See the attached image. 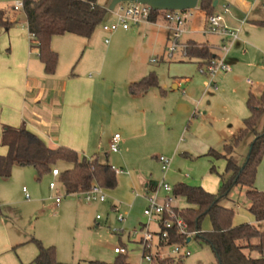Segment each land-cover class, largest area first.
Returning <instances> with one entry per match:
<instances>
[{"label": "crops", "instance_id": "crops-1", "mask_svg": "<svg viewBox=\"0 0 264 264\" xmlns=\"http://www.w3.org/2000/svg\"><path fill=\"white\" fill-rule=\"evenodd\" d=\"M224 2L223 4L231 5V12L225 16V22L230 27L239 29L240 38L233 43L224 59L230 70L219 73L223 76L221 80H226L229 76L234 77L235 72L244 65L249 68L256 66L258 72H264L263 64L259 65L255 62L256 57H258L257 61L264 60V28L254 24L264 21V0L253 6L248 0H224ZM2 3L4 6L0 9L5 11L15 25L8 31L0 30V138L4 126L17 128L24 125L47 147H66L83 157H96L100 163L108 164L114 169H117V165L114 164L115 160L110 161V154L125 151L129 162L138 160L159 140L169 144L167 151L175 160L180 151H185L186 154L193 153L190 155L203 153L206 156L210 150L208 144L199 141L197 144L199 148L196 151L193 147L188 148L185 142L180 143L177 137L188 136L183 125L192 116L200 114L198 110L200 107L203 111L202 119L206 120L210 106L209 99L214 98L212 94L214 91L207 85V79L196 72L200 60L184 59L180 53L175 54L172 59L167 58L168 34L163 23L131 26L126 31L118 29L113 34L102 33L99 26L98 31L96 30L88 40L69 34L54 37L51 48L58 55V63L55 73L47 76L38 59V53L36 52L34 56L31 50V35L27 30L24 13L12 12L6 9L7 2L2 1ZM195 10L199 14L190 16L194 18L192 25L187 26L188 33L183 41L194 43L196 46L218 43L220 38L204 33L206 15L198 8ZM113 21L114 17L109 13L104 23ZM102 41L107 47L100 51L97 45ZM150 50L159 52L156 59L147 61L144 56ZM211 53L213 56L219 55L217 52L211 51ZM61 55H64L69 65H72L77 57L82 56L86 59L82 65L76 66L78 69L74 73H63L60 72L59 67ZM177 55L184 60L182 58L176 60ZM245 58H251L249 60L251 62L247 64L242 62ZM107 60H110V64L106 63ZM158 62L164 65L157 67L150 65ZM150 73L157 76L158 88L149 89L135 96L130 95L128 86ZM259 77L262 78L258 74ZM215 80L216 77L214 79L216 86ZM246 84L253 87V83L249 80ZM182 86L185 89L180 92ZM168 87L172 90V95L167 93ZM263 89L264 82L255 91L249 90L248 94L259 96ZM208 91L212 92L210 98H206ZM179 93L184 96L180 97ZM241 128L242 125L239 129ZM115 134H119L121 138L119 152L110 153L109 150V153H106V147L110 145ZM228 140V138L224 139L223 144ZM6 152V148L0 149V155H5ZM206 158L212 161L211 158L207 156ZM121 160L120 164L126 165L125 160ZM157 160L159 162V157ZM168 160L167 171L161 170L162 181H166V175L171 168L172 161ZM159 164L161 168V163ZM58 166L61 170L69 168L65 164ZM121 170L124 174H128ZM256 179V189L264 192V165L257 170ZM204 180L207 181V178L204 177L202 180V188L206 192L216 194L217 187H220V179L210 187ZM130 184L137 188L134 195L145 205L146 199L159 191L155 189V184L142 182L137 178ZM125 186L127 188L129 186L128 179L124 178L120 181L117 175V187L107 191L110 204L119 207L125 205L126 199L129 198ZM237 207L239 209V205ZM246 209L248 211V204ZM127 214L128 212L125 211V216ZM248 214L251 218L246 216L247 222L239 223L233 220V225L263 226L257 223L249 212ZM138 223V226H143L142 220ZM0 224H3L1 218ZM9 247L11 245L7 243L5 248ZM0 257V264H4L3 257Z\"/></svg>", "mask_w": 264, "mask_h": 264}, {"label": "rangeland", "instance_id": "rangeland-1", "mask_svg": "<svg viewBox=\"0 0 264 264\" xmlns=\"http://www.w3.org/2000/svg\"><path fill=\"white\" fill-rule=\"evenodd\" d=\"M110 1L99 0L98 4L107 9ZM223 3H225L224 0H219L215 12L221 13ZM3 6L2 1H0V8ZM196 11H185L189 15V27L194 18V16L192 18L190 16L196 15L198 13ZM98 29L99 27L97 31ZM102 33L104 32L102 31ZM105 47L107 46L104 45L103 41L97 45L100 51H103ZM32 51L33 55L36 56V51L34 49ZM158 52V50L148 51L145 53V60L156 59ZM181 58L179 55L176 56V60ZM257 58L255 62L264 66V60L257 61ZM85 59L86 57H77L74 63L69 65L68 61L64 59V55H61L60 72L74 73L78 69L76 66L82 65ZM249 60L251 58H245L242 62L247 64L251 62ZM106 63L110 64V60H107ZM65 64L68 65L65 66ZM150 65L157 67L164 65V63L158 62ZM196 72L198 74L197 69ZM258 74L262 78H258ZM215 77L217 87L212 89L213 93L210 92L211 90L208 91L206 96V98H210L211 93L214 95L212 100L209 99L210 106L206 120L202 119L203 111L200 107L198 109L200 114L195 117L192 116L183 125L188 136L178 135L177 138L180 143L188 144V148L193 147V150L198 151L199 145L197 144L202 141L209 145L208 149L223 154V140L229 139L232 134L236 133L243 120L249 116L246 107L247 94L249 90L255 91L264 82V72H258L256 66L249 68L244 65L235 72L234 77L229 76L226 80H221L223 77L221 74H217ZM247 80L253 83V87L246 84ZM184 89L185 87L182 86L180 92ZM167 93L172 95L170 87L167 88ZM179 95L180 97L184 96L181 93ZM263 124L264 117L258 122L256 131H261ZM252 139L253 135L249 134L235 149L233 157L239 165L243 164ZM173 146L172 150L174 151L176 144ZM0 149L5 148L0 144ZM168 149L169 144L159 140L138 160H130L129 162L125 151H120L119 154H110V161L115 160L114 164L117 165V169H123L128 173L117 174L120 181L124 178L129 181L128 188L125 186L129 198L126 199V203L123 202L125 205L120 207L121 213L127 211L128 214L121 223L117 221L115 213L112 212L110 201L107 203H87L79 195H66L58 179L53 178L51 174H45L38 180L37 173L32 167H14L8 179H0V218L3 221V224H0V256L3 257L4 264H32L37 255V245L33 240L40 242L44 247H54L57 261L63 264H92V262L115 264L117 259L124 258L114 253V249L120 247L127 248V255L125 256L127 264H145L142 261L141 249L138 245L141 236V233L138 232L140 228L138 221L142 220V225L147 224V219L143 215L145 204L134 195L137 188L130 183L137 178L139 181L155 184L157 190L163 179V173L157 160L160 156L172 161L165 181L172 189L179 183L202 188L201 182L204 177L207 178V181L204 180L206 185L210 187L219 182V176L224 173L225 169L223 159L210 161L203 153L190 155L193 153L187 152V155L185 151H180L175 160L168 153ZM105 152L109 153V145ZM121 159L125 160L126 165L120 164ZM263 165L264 154L258 169ZM212 167H214V172L210 171ZM54 169L61 171L58 165ZM51 182L57 185V189L54 191L49 189ZM23 188L29 195V200L25 198ZM244 192V188L236 187L232 190L229 200L222 203L224 207L233 209V220L239 223L247 222L245 221L246 216L251 218L246 209L248 200ZM105 193L109 192L105 191ZM57 195L62 198L58 206L54 201ZM165 196L166 194L162 190L158 191L157 198L159 201L163 200ZM169 196L174 198L173 205L177 209L187 208L188 205L183 198L174 197L173 194ZM112 198L115 200V197L112 196ZM238 205L239 209H237ZM97 217L99 218L96 219ZM148 227L150 231L158 230L157 224L153 221L149 223ZM210 230L209 219H205L202 222L201 231ZM194 237H191V241L185 245L190 256L178 259L168 257L162 263L216 264L210 247ZM7 243L11 245L8 249L5 248ZM163 254L168 255V251L163 250ZM179 261L181 262L179 263Z\"/></svg>", "mask_w": 264, "mask_h": 264}, {"label": "trees", "instance_id": "trees-1", "mask_svg": "<svg viewBox=\"0 0 264 264\" xmlns=\"http://www.w3.org/2000/svg\"><path fill=\"white\" fill-rule=\"evenodd\" d=\"M98 1L88 0L85 3L79 0H24L23 13L31 35V50L34 49L38 53L45 75L52 76L57 68L58 55L51 48L54 37L69 34L88 40L104 23L108 10L101 7ZM215 1L219 2L199 0L197 8L207 18L215 13ZM254 24L264 28V21ZM14 25L15 22L0 9V30L8 31ZM187 45V56L200 60V64L214 57L206 46H196L191 42H187ZM152 88H158V79L154 73L131 83L128 92L135 96ZM246 107L249 116L243 120L242 128L223 144V154L213 149L206 154L212 160L225 161L224 173L219 176L218 192L211 194L201 187L183 183L173 187L174 197L183 198L188 205L182 210L176 209L178 216L190 231H199L194 238L210 247L216 264H264V192L255 187L257 170L264 154V124L261 131H256L258 122L264 117V89L259 96L249 93ZM249 134L253 135V139L243 164L239 165L233 154ZM0 144L7 149L5 155H0V179H8L12 169L18 166L32 167L40 180L43 175L52 174L55 166L65 164L69 168L60 171L58 181L66 195L86 192L93 182L106 191L117 187V174L112 166L100 163L96 157H83L66 147H47L24 125L17 128L4 126ZM210 171L214 172V167ZM236 187L245 189L248 212L257 223L263 224L262 227L249 224L233 225L234 211L224 207L222 203L229 200L232 190ZM205 219H209L211 230L202 232L201 225ZM187 240L188 238L173 232L169 234L167 243L184 245ZM33 241L37 245V255L32 264H63L57 261L54 247H44L40 242ZM123 257L117 259L115 264H127L125 256Z\"/></svg>", "mask_w": 264, "mask_h": 264}, {"label": "built area", "instance_id": "built-area-1", "mask_svg": "<svg viewBox=\"0 0 264 264\" xmlns=\"http://www.w3.org/2000/svg\"><path fill=\"white\" fill-rule=\"evenodd\" d=\"M7 2L6 9L12 12L24 11V0H0ZM81 2H88V0H79ZM261 0H248L253 5ZM94 5L93 3L91 4ZM218 6V4H217ZM113 17L114 21L111 23H103L100 27L104 33L113 34L118 29L124 31L128 30L131 26H138L141 24L150 23H163L167 30V43H166V56L168 59H172L175 54L180 53L184 59H188L186 50L188 48L187 42L183 39L188 33V18L189 15L186 12L181 11H154L147 5L129 4L123 3L117 5L114 10L108 11ZM231 12V5L223 4L221 6V13L215 12L211 16L206 18V28L204 33L220 38L218 43H212L206 46L207 49L213 52H217L219 55L214 56L209 61L200 64L197 68L198 74L207 79V85L216 89L214 84V78L217 74L222 72H228L229 66L225 63L224 59L229 53L233 43L240 38L239 29L230 27L225 22V16ZM246 18V17H245ZM244 23V21H242ZM106 43L108 40L105 41ZM120 135L115 134L110 142V153L119 152ZM161 163L162 172H166L168 169L169 160L164 157H159ZM116 174H122L123 171L114 169ZM60 174L58 169L52 170V177L57 178ZM49 189L54 191L57 189V185L53 182L49 184ZM24 196L27 200L30 199L26 190L23 188ZM157 190H162L166 196L163 200L159 201L157 194L152 195L146 199V205L143 210V215L147 219V224L139 228L138 232L141 236L138 240V245L141 249L142 261L145 264H162L168 257H174L176 259L190 256V252L185 248L188 244H168L170 233H176L182 237L188 238L191 241V237L199 234V231L188 230L187 224L181 219L176 211V207L173 205L174 198L169 196L173 194L172 187L164 180L158 185ZM82 199L87 203H107L108 196L105 190L93 182L86 192L79 194ZM55 204L58 206L62 198L57 195L55 197ZM112 212L115 213L118 222H123L125 219V213H121L120 207L117 205L111 206ZM97 217L96 219H98ZM153 221L157 224V231H150L148 225ZM137 232V231H136ZM163 250L168 251V255L163 254ZM114 253L120 256L127 255V248L120 247L115 248Z\"/></svg>", "mask_w": 264, "mask_h": 264}, {"label": "water", "instance_id": "water-1", "mask_svg": "<svg viewBox=\"0 0 264 264\" xmlns=\"http://www.w3.org/2000/svg\"><path fill=\"white\" fill-rule=\"evenodd\" d=\"M199 0H111L107 8L108 11L123 3L147 5L154 11H191L195 10L198 6ZM218 2L215 1L213 7L217 6ZM190 239L187 240V243Z\"/></svg>", "mask_w": 264, "mask_h": 264}]
</instances>
